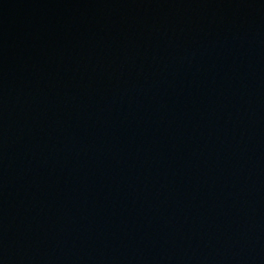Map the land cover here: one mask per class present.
<instances>
[{"label":"water","instance_id":"obj_1","mask_svg":"<svg viewBox=\"0 0 264 264\" xmlns=\"http://www.w3.org/2000/svg\"><path fill=\"white\" fill-rule=\"evenodd\" d=\"M0 264H264V0H0Z\"/></svg>","mask_w":264,"mask_h":264}]
</instances>
